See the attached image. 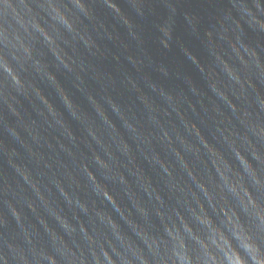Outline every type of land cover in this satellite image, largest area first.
Wrapping results in <instances>:
<instances>
[{
	"label": "clouds",
	"instance_id": "1",
	"mask_svg": "<svg viewBox=\"0 0 264 264\" xmlns=\"http://www.w3.org/2000/svg\"><path fill=\"white\" fill-rule=\"evenodd\" d=\"M103 6L131 28L115 0ZM222 8L218 28L204 32L212 63L187 53L206 88L186 76L185 91L151 83L149 93L129 77L136 96L126 100L111 94L110 76L62 46L79 41L94 54L83 20L104 25L89 0H0V100L13 118L0 107L10 138L0 139V264H264V49L243 38L246 29L264 34V0H229ZM43 47L75 76L87 106L49 70ZM29 70L55 86L67 116L22 75ZM20 95L39 120L22 113ZM92 166L121 186L130 207Z\"/></svg>",
	"mask_w": 264,
	"mask_h": 264
},
{
	"label": "water",
	"instance_id": "2",
	"mask_svg": "<svg viewBox=\"0 0 264 264\" xmlns=\"http://www.w3.org/2000/svg\"><path fill=\"white\" fill-rule=\"evenodd\" d=\"M16 2L18 0H14V3ZM89 3L94 8L97 21L104 25L103 28H99L98 24L94 27L95 22L83 20V24L87 26L96 40L97 47L93 50L94 54L87 52L79 41L71 42L68 45L62 44V46L70 54L82 59L86 65L90 62L101 74H105L106 77L110 76L113 83L109 87V91L112 95H120L126 100L129 97L135 99L136 92L128 84L129 77L135 81L141 90L149 93L151 92L149 87L151 83L177 92L185 91L187 88L186 76H191L200 87L206 88L201 73L188 58L187 53L196 55L202 64L212 63L213 58L210 55L204 32L207 28H212L214 31L218 28L216 16L222 13V6L227 5L229 0H115L121 13L130 21L131 28L125 25L111 9L104 7L103 0H89ZM243 38L257 47V51L264 49V34L246 29ZM221 44L224 48L227 47L223 42ZM41 47V45H37V48ZM43 52V59L48 63L49 70L55 74L65 91L74 101L87 106L84 96L76 87L75 76L64 69L62 65L57 66L58 62L55 61L46 47H43ZM261 54L264 56V51ZM22 75L34 80L49 102L63 112L65 116L68 115L52 83L46 78L42 79L31 70L22 73ZM85 80L91 90L94 92L99 90L100 85L90 74H85ZM17 99L19 100L18 107L22 113L26 111L28 116L39 120L29 99L23 95L18 96ZM33 99L35 100V98ZM35 104L43 107L39 100H35ZM0 107L4 108L5 116L11 121L13 118L8 116L3 100H0ZM113 119L116 120L119 127V120L114 116ZM73 124L75 127V122ZM0 139H3L5 143H8L10 139L2 124H0ZM157 150H160L159 145H157ZM161 155L164 153L161 152ZM4 159L3 153L0 152V164H3ZM139 163L145 172L153 177L154 183L163 188V181L149 164L142 158ZM253 163L255 162L253 161ZM92 167L93 171L97 172V178L108 185L109 190L116 196L121 205L130 207L131 205L127 197L124 196L121 186L111 180L104 179L95 166ZM125 174L127 175V173ZM80 195L90 200L94 199L97 206L112 211L111 206L106 201L100 205V198L92 194L90 190H82ZM60 205L64 207L62 199ZM0 211L6 212L2 202H0ZM23 211L29 220L33 223L36 222L35 216L27 207H24ZM65 211L71 218V213L67 209ZM112 214L119 221V217L114 211ZM80 215L87 223V217L83 213ZM153 219L155 218L153 217ZM49 222L52 226H56L55 221L50 218ZM119 222L124 226L123 221ZM156 223L159 222L156 221ZM36 226L37 228L40 227L38 224ZM3 231L4 229L0 228V232Z\"/></svg>",
	"mask_w": 264,
	"mask_h": 264
}]
</instances>
